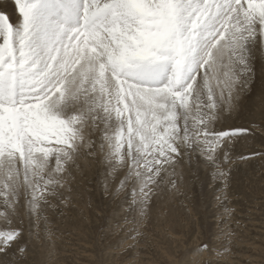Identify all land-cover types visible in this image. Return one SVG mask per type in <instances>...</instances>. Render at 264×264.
<instances>
[{"label": "snow or ice", "instance_id": "obj_1", "mask_svg": "<svg viewBox=\"0 0 264 264\" xmlns=\"http://www.w3.org/2000/svg\"><path fill=\"white\" fill-rule=\"evenodd\" d=\"M258 57L264 0H0V253H26L21 209L41 219L84 149L140 216L185 155L226 178L250 133L217 123Z\"/></svg>", "mask_w": 264, "mask_h": 264}, {"label": "rangeland", "instance_id": "obj_2", "mask_svg": "<svg viewBox=\"0 0 264 264\" xmlns=\"http://www.w3.org/2000/svg\"><path fill=\"white\" fill-rule=\"evenodd\" d=\"M254 68L217 123L250 133L227 146L230 160L217 153L226 178L199 152L185 155L175 177L171 169L162 173L140 216L129 208L128 189L116 195L119 181L102 155L84 149L41 219L21 209L16 223L27 251L0 253V264H264V157L253 155L264 152V61L258 57ZM202 245L210 251L190 255Z\"/></svg>", "mask_w": 264, "mask_h": 264}, {"label": "bare ground", "instance_id": "obj_3", "mask_svg": "<svg viewBox=\"0 0 264 264\" xmlns=\"http://www.w3.org/2000/svg\"><path fill=\"white\" fill-rule=\"evenodd\" d=\"M14 14V13H13ZM15 19V18H14Z\"/></svg>", "mask_w": 264, "mask_h": 264}]
</instances>
